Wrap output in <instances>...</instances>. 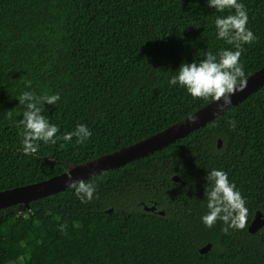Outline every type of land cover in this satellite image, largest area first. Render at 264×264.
Returning <instances> with one entry per match:
<instances>
[{
  "label": "trees",
  "instance_id": "16d2710c",
  "mask_svg": "<svg viewBox=\"0 0 264 264\" xmlns=\"http://www.w3.org/2000/svg\"><path fill=\"white\" fill-rule=\"evenodd\" d=\"M238 2L257 37L240 57L248 78L264 67V0ZM229 14L207 0H0V192L134 145L213 102L169 81L206 51H235L215 29ZM24 92L59 94L42 115L57 136L84 124L90 138L39 142L25 155ZM212 169L246 200L243 230L202 223ZM85 181L97 189L87 203L67 188L0 209V264H264V226L249 231L264 216V85L184 138Z\"/></svg>",
  "mask_w": 264,
  "mask_h": 264
},
{
  "label": "clouds",
  "instance_id": "9594fccd",
  "mask_svg": "<svg viewBox=\"0 0 264 264\" xmlns=\"http://www.w3.org/2000/svg\"><path fill=\"white\" fill-rule=\"evenodd\" d=\"M208 6L217 12L233 10L234 14L217 16L215 29L217 39L226 41L235 48L220 50L215 55L211 51L204 52V59L191 64L182 63L169 81L170 85L184 88L193 99L212 100L217 104V111L224 112L232 104L231 97L242 92L247 87V77L244 65L240 63L243 45L251 44L257 37L247 27L248 13L245 5L238 0H207ZM31 86L28 81L26 87ZM19 104L26 105L23 112L22 151L25 155L36 154L39 142L56 144L58 140L70 142L73 137L77 144H83L90 138L91 132L84 124H78L74 131L57 136L59 127L51 124L42 115L45 104L55 105L60 100L59 94L36 96L33 92H24L18 98ZM222 102V103H221ZM216 113L214 112L213 115ZM193 124L197 123L192 118ZM228 124L235 130L236 121L229 120ZM63 146V145H62ZM68 178V188L81 203L90 202L97 189L93 183L84 180H73L70 169H65ZM208 182L205 189L207 213L201 221L207 228H212L217 221H222L225 227L221 230L225 234L229 229L243 230L247 224L248 208L246 200L236 185L230 182L228 173L223 170L212 169L206 177Z\"/></svg>",
  "mask_w": 264,
  "mask_h": 264
},
{
  "label": "water",
  "instance_id": "95a60500",
  "mask_svg": "<svg viewBox=\"0 0 264 264\" xmlns=\"http://www.w3.org/2000/svg\"><path fill=\"white\" fill-rule=\"evenodd\" d=\"M264 85V67L247 78V87L242 92H237L231 97L232 104L225 109L226 112L255 93ZM222 103V102H221ZM216 113L213 115V113ZM224 112L217 111V104L213 101L204 108L190 115L186 119L174 124L173 126L126 148H122L114 153L98 157L92 161L82 164L73 165L70 172L73 180H87L104 171L117 168L119 166L130 163L136 159L145 157L151 153L161 150L164 147L184 138L193 131L200 129L206 124L212 122L221 116ZM192 118H196L197 123L191 122ZM222 140H219L218 147L221 148ZM174 181L180 182V178L175 176ZM68 178L65 173L46 181L13 188L0 192V209H5L18 204L28 205L29 203L63 191L68 188ZM146 211L153 212L158 215H165L164 211H159L156 206L144 207ZM113 209L107 211L112 213ZM264 226V216L261 212H257L249 227L251 234H256ZM212 248L211 244L206 245L200 250L201 254L208 253Z\"/></svg>",
  "mask_w": 264,
  "mask_h": 264
}]
</instances>
